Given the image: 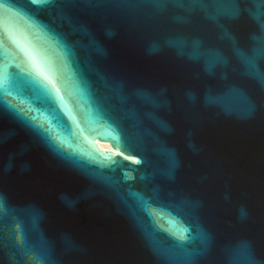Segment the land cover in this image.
<instances>
[{
    "label": "water",
    "instance_id": "obj_1",
    "mask_svg": "<svg viewBox=\"0 0 264 264\" xmlns=\"http://www.w3.org/2000/svg\"><path fill=\"white\" fill-rule=\"evenodd\" d=\"M38 14L68 34L112 94L131 97L125 167L141 157L148 179L137 173L126 183L117 172L110 187L0 112V264H11L15 231L44 264H186L157 255L124 202L135 206L127 190L151 197L157 185V204L199 201L205 236L191 264H264V0H56ZM15 38L64 99L56 78L68 69L58 54ZM169 149L179 162L172 179L163 175ZM149 211L160 229L185 238L188 227L167 208Z\"/></svg>",
    "mask_w": 264,
    "mask_h": 264
},
{
    "label": "clouds",
    "instance_id": "obj_2",
    "mask_svg": "<svg viewBox=\"0 0 264 264\" xmlns=\"http://www.w3.org/2000/svg\"><path fill=\"white\" fill-rule=\"evenodd\" d=\"M55 3L56 0H0V10L8 8L14 14L10 21L0 17V112L28 129L55 155L110 187L115 188L119 183L115 179L117 172L126 183L134 181L137 173L141 180L148 179L145 172L139 171L145 163L141 157L136 156L134 169L125 167L129 164L127 156L133 154L125 127L131 97L112 94L105 79L81 57L68 34L40 18L39 11ZM27 5L37 11H31ZM15 36L25 37L34 49L58 54V63L68 69L67 74L56 78L63 101ZM64 100L71 104L75 119L66 112ZM159 121L156 127L161 132L172 131L167 121L161 118ZM168 158L171 170L163 175L172 179L174 169L179 166L174 149H169ZM127 191L135 206L128 204L123 194H117L128 206L153 251L166 259H182L191 264L195 255L193 246L205 236L196 215L199 201L188 196L171 198L173 194L169 193L171 199L167 204H157L158 185L151 189V197L139 191ZM161 206L188 227L183 240L155 224L149 208ZM3 211L6 209L0 201V212ZM157 233L166 234L173 245H166ZM14 239L16 247L10 253L11 264H44L45 255L39 254L36 245L30 244L23 233L18 238L15 231Z\"/></svg>",
    "mask_w": 264,
    "mask_h": 264
},
{
    "label": "snow or ice",
    "instance_id": "obj_3",
    "mask_svg": "<svg viewBox=\"0 0 264 264\" xmlns=\"http://www.w3.org/2000/svg\"><path fill=\"white\" fill-rule=\"evenodd\" d=\"M61 100L63 101V98H61Z\"/></svg>",
    "mask_w": 264,
    "mask_h": 264
},
{
    "label": "bare ground",
    "instance_id": "obj_4",
    "mask_svg": "<svg viewBox=\"0 0 264 264\" xmlns=\"http://www.w3.org/2000/svg\"><path fill=\"white\" fill-rule=\"evenodd\" d=\"M105 147H107V146H105Z\"/></svg>",
    "mask_w": 264,
    "mask_h": 264
}]
</instances>
